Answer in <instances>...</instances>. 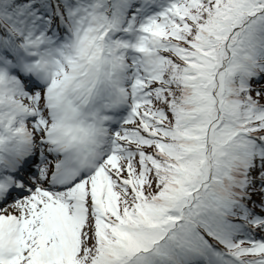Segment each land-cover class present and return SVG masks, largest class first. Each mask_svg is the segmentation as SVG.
I'll return each mask as SVG.
<instances>
[{
    "label": "snow or ice",
    "instance_id": "snow-or-ice-1",
    "mask_svg": "<svg viewBox=\"0 0 264 264\" xmlns=\"http://www.w3.org/2000/svg\"><path fill=\"white\" fill-rule=\"evenodd\" d=\"M0 264H264V0H0Z\"/></svg>",
    "mask_w": 264,
    "mask_h": 264
}]
</instances>
